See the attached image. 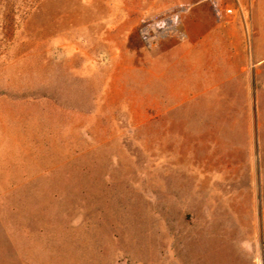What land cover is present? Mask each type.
I'll use <instances>...</instances> for the list:
<instances>
[{
    "label": "rangeland",
    "instance_id": "1",
    "mask_svg": "<svg viewBox=\"0 0 264 264\" xmlns=\"http://www.w3.org/2000/svg\"><path fill=\"white\" fill-rule=\"evenodd\" d=\"M214 1L0 0V264H264V65L188 56Z\"/></svg>",
    "mask_w": 264,
    "mask_h": 264
},
{
    "label": "crops",
    "instance_id": "2",
    "mask_svg": "<svg viewBox=\"0 0 264 264\" xmlns=\"http://www.w3.org/2000/svg\"><path fill=\"white\" fill-rule=\"evenodd\" d=\"M214 3L219 7L218 17L214 12L205 14L204 10H196L184 18L188 56L190 50L202 48L208 50L209 58L216 57V63L225 66V72L238 75L251 61L256 74L258 66L264 65V0L249 1L248 41L237 15L238 9L246 6L243 0H215ZM227 8L233 10L232 15L224 13Z\"/></svg>",
    "mask_w": 264,
    "mask_h": 264
},
{
    "label": "built area",
    "instance_id": "3",
    "mask_svg": "<svg viewBox=\"0 0 264 264\" xmlns=\"http://www.w3.org/2000/svg\"><path fill=\"white\" fill-rule=\"evenodd\" d=\"M213 6H214V10H213V12H214V14L218 17V16H219V10L216 9V7H215V3H213ZM224 13H225L226 15H232V14H233V10L230 9V8H227V9L224 10ZM166 22H167V24H169V25L172 24V21H171V20H167Z\"/></svg>",
    "mask_w": 264,
    "mask_h": 264
}]
</instances>
